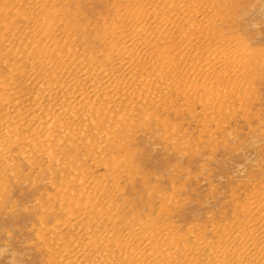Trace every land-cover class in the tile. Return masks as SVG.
<instances>
[{
    "label": "rangeland",
    "instance_id": "1",
    "mask_svg": "<svg viewBox=\"0 0 264 264\" xmlns=\"http://www.w3.org/2000/svg\"><path fill=\"white\" fill-rule=\"evenodd\" d=\"M31 1L23 0L24 3L22 4L20 3L22 0L20 2L18 0L5 2L3 7H8L12 12L8 15V17H12L7 18L9 23L13 22L16 30L17 28L21 29L24 26V16H31L40 24L44 23L43 20L46 19L51 24L55 23V25L62 26V28L64 26L61 33L64 34V38H67L64 41L65 43L68 42L69 37H71V47L74 48V53L78 49L79 53L77 52V55L79 57L76 54L75 56L79 60L85 58L86 50L88 51L87 56H94L103 52L107 42L102 45L94 37L104 32L107 36L111 33L107 29L112 28V26L116 27L118 24L116 23L117 13L121 14L123 11L130 9L133 11L137 9L138 12H153L156 10L164 18L167 15L171 17L173 14L176 16L172 15L171 19H177L181 17V15H178L179 13L183 14L182 17L185 14L180 6L185 4L193 10L199 8L195 9V12L201 11L196 15L198 18L199 16L202 19L210 18L213 20L214 18V25L211 30L206 29V32H202L200 29L191 30L190 26L185 23L181 28L183 29L181 36L172 39L167 35L166 39H169L166 40L164 37L161 41L166 42L165 44L158 43L159 50L161 47V51L167 49L165 52L173 53L176 45L180 42L182 43H180V51L182 50L183 54L189 52L187 50L190 49L195 51L201 48L207 51L208 49L211 51L212 49L217 51H223V49L230 51L233 49L230 51L231 70L228 74H225L220 67H215L210 71V80L208 78L200 79V77L197 78L198 80H194L195 77L190 76L188 72H184L189 71L190 67L182 65L183 67L176 71V76H178L177 78L182 82V85L177 84L170 91L171 85L168 80H171L170 82L174 80L172 74H170L167 80L164 77L163 80L157 78L156 81H153L152 88L160 89L157 90V97L156 92L154 95L144 96V100L139 101L140 104L136 101L137 108L133 107L136 105L135 103L130 105L131 107L127 105V109H129L127 110L123 100L113 104L114 107L111 108V113L117 117L115 122L118 126L115 123L111 126L105 124L101 127L102 129L99 127L100 133L96 127L89 130L92 131L91 133L86 132L87 129H83L81 132L83 136L75 133L77 136L72 134L68 138H64L60 132L56 131L55 136L57 138L52 143L54 146L52 157L48 152L42 153V151L36 150L37 147H34V144L24 153L12 144H7L8 147L13 146L10 147L11 149L9 148V151H7L6 145L0 147V150L4 149V151L1 150L3 153L0 156L3 157L2 155L5 154L6 157H0V264H53L56 261L53 260L55 259L52 257L53 252L45 246L44 241L39 237V233L42 232L43 226L49 229L56 222V219L63 220L65 218V214L60 213L58 210L59 197L66 195L71 199L73 196L76 198L83 188L89 191V194H91L89 197L93 198V201L97 198L96 201L99 200L98 203H102L103 208L109 206L108 203V206L106 205V200L110 201L114 208L117 207L115 210L120 215L119 219L122 221L120 226L124 227L123 231L125 233H128V229L133 228L136 230L140 227L144 228L143 230L148 234L154 230L156 243H160L159 247L164 246L163 251L168 248L166 251L168 255H171V258H176H173L171 260L173 262L170 261V264L184 262L188 259L189 254V259L194 258V261L199 264H214L211 251L217 252L218 248L215 250V245L210 246L209 243L214 240L217 241L218 237L226 238L225 234L217 236L215 231L219 227L224 228L226 225V227L231 228L242 221V207L249 202L248 200L260 195V193L262 194V187L264 188V0H173L174 5L165 4L162 2L163 0H57V3L54 2L55 0H50V5L48 0H41L40 10L37 8L40 0ZM192 3H195V5ZM191 4L193 6H190ZM56 7L55 10L57 11L53 13L52 11ZM169 8L170 11H168ZM202 9L204 12H202ZM19 11L21 12L18 13ZM42 11H44L45 16H49V12L56 15L52 16L50 13L49 18H44ZM41 12L43 18L38 15ZM61 12L63 13L61 14ZM21 13L23 15H20ZM24 13L29 14L25 15ZM201 32L204 34V38ZM205 33L208 34L205 35ZM190 35L192 36L190 37ZM194 35H196V38H194ZM27 36L28 42H32L34 45L36 42L39 45L41 44L37 37ZM186 36L188 37L186 38ZM16 37L17 35H10L11 40L16 39ZM44 37L46 36L44 35ZM44 37L41 36L43 39ZM109 37L111 38L110 35L107 38ZM83 41H86V43H83ZM145 41L150 43L148 38ZM65 43L58 52L53 51L51 48L52 53L61 57L64 55L67 58L70 47L68 45V48L65 49L67 47ZM75 44L78 45L75 46ZM205 45L208 49L204 47ZM242 45L244 46L243 49ZM63 46L65 47L62 48ZM154 46H149V53L155 51ZM3 47L4 45L0 46V52L4 51L5 48ZM90 48L94 49V55L91 54L93 50ZM63 49L64 52L61 51ZM45 50L51 52L50 47L46 48L45 46ZM243 51L244 53H242ZM234 52L236 55H234ZM206 55L208 56V54L199 56L196 61L198 63L202 62L203 59L207 58ZM7 56L1 59V62L4 61L2 64L0 62V85L5 83L4 80H9V73L10 80L14 78L11 75L15 74L12 68L16 59L12 57L13 55ZM24 62H21V64L19 62V64L24 66ZM147 71L154 73V70H149V68ZM184 74L185 78H183ZM212 74L214 75L212 76ZM178 80L175 79L174 81ZM130 82L133 89H137L138 86L140 87L138 89H141V85L135 80H130ZM19 83V88H17H23L24 85L22 84L27 83V80H20ZM192 83L193 86L199 88L195 91L196 93L193 92L195 96H191L195 88L191 86ZM42 84L47 85L44 81H42ZM160 84L163 85L160 86ZM180 86L181 90L179 91ZM163 87L166 89L164 88L162 91ZM160 91L162 92L159 93ZM3 92L6 93L3 87L0 86V94L4 95ZM187 98L194 100L190 99L189 102ZM144 101L145 103H143ZM120 102L123 105H120ZM205 104L208 105L204 106ZM119 106L120 108L122 106L123 109H120ZM123 110L129 112H126V114ZM123 112L125 113V119ZM122 119L126 122L121 123V121H124ZM139 119L141 122L138 123ZM82 125H86V122ZM109 128L114 130L110 131ZM24 133L26 132H22L21 135L26 136L27 133ZM107 133L113 136L110 138L111 135ZM76 139L79 143L82 140L80 144L84 143L85 148ZM87 141H90L88 142L89 147ZM69 143L73 144L70 146ZM109 146L112 147L109 148ZM92 149L93 152L95 150L93 154ZM5 151L7 152L5 153ZM98 152L101 153L98 154ZM38 154L39 156L43 155L39 157ZM59 163L60 165H58ZM99 163L101 164L98 165ZM78 171L83 172V174L81 172L77 173ZM114 172L117 173L111 174ZM104 177H108V179ZM74 180H76V183ZM77 181L81 182L82 185L78 184ZM85 181L87 184H83ZM93 182L98 184L95 183L94 185ZM82 186L85 187L81 189ZM62 188L70 191L67 190V194L62 195ZM108 188L109 190H107ZM74 193L76 194L73 195ZM97 193L100 195H97ZM102 194L103 196H101ZM41 203L45 204V207ZM49 205L51 206L49 207ZM162 229L164 231L168 230L164 232ZM157 235L162 239H157ZM197 236H199L198 239ZM174 238L176 239L174 243L176 245L173 244ZM216 241L213 243H216ZM155 246L158 245L155 244ZM171 253L175 255L173 256ZM206 259L211 262L208 263ZM157 261L158 259L154 258L148 263L155 264Z\"/></svg>",
    "mask_w": 264,
    "mask_h": 264
},
{
    "label": "bare ground",
    "instance_id": "2",
    "mask_svg": "<svg viewBox=\"0 0 264 264\" xmlns=\"http://www.w3.org/2000/svg\"><path fill=\"white\" fill-rule=\"evenodd\" d=\"M3 1H5V0H0V46L2 47L4 45L3 48H5L4 49L5 52L4 51L0 52V62H1V59L5 58L7 55H13L12 57L16 59L14 62L15 65L13 64V68L11 67L15 73L14 75L11 73L12 74L11 76H12V78L14 77L15 79L13 78L10 80V75H9L10 73H9L8 74L9 80L6 81L2 78V80L5 81V83L4 84L2 83L3 85L2 84L0 85L1 88L3 87V89L6 91V93L3 92L4 95L0 94L1 95V97H0V104H1L0 105V147H4L6 145L7 149H8L7 151H9L11 149L10 147L15 146V147H18L20 150H22L21 152L24 153L30 148L31 145L34 144L33 146L37 147L36 150H40V152L42 151V153L48 152V154L52 157L54 155V148H53L54 146L52 143L55 142V140H56L55 138H57V136H55L56 131L60 132V134L64 138H68L70 135L72 136V134L73 135L77 134V135L83 136V134H81L83 129H85V130L87 129L86 132H88L89 130L94 129L96 127V128H98V132H99V127L101 128L105 124H108L109 126H111V124L115 123L118 126V124L115 122L117 117H115V114L113 115L111 113V111L113 109L112 107H114L112 105L117 103L118 101L123 100L125 102L124 104L126 105V109H127L128 108L127 105L128 106L134 105L136 103V101L139 102V101L144 100V98H143L144 96H148V95L151 96V95H154L156 92V97H157V95H158L157 90H160V89L159 88L155 89L154 87L152 88V83H153V81H156L157 78L163 80V78L166 77V80H167V77L170 74H172V77L174 78V80L175 79L178 80V78H177L178 76H176V74H177L176 71L178 69H180V67H183L184 65H185V67L187 65L190 67L189 71L184 68L186 70L184 72H188L190 76L195 77L194 80H196L198 77H200V79L208 78L210 80V78H209L211 76L210 71H212L211 69H213L215 67H217V68L220 67L222 69L223 73H225V74H228L229 71L231 70V67H230V62H231L230 53L231 52L230 51L233 50L232 48H231L232 50H230V51H225L224 49H223V51H217V50H213V49L211 51L205 45L204 47L207 48L209 52L207 50H205L204 48H201V46H200L201 49H197L196 51L193 49H190V50H187L189 52H186L183 54L181 52L182 50L180 51V49H181L180 48L181 42H180L178 45H176L175 51L173 50V53H169L168 51L165 52L167 49L164 51H161V47L159 50V48H158L159 44L158 43H160L164 37L166 39L167 35H169L170 38H172V39H174V38L176 39V37L181 36V33L183 31V29H181V28H183L182 26L185 23H186V25L188 24V26H190L191 30L200 29L202 32H206L207 30H209V31L211 30V28L214 25V21H213L214 18H213V20H211L210 18L207 19L204 17H203L204 19H202L200 16L198 18V16H196V15L200 10H198V12H195V11L199 8H197V9L195 8L196 10L195 9L193 10V8L187 7L185 4H184L185 7L183 4H182L183 6L179 5L182 9V12L185 14L182 17L183 14L179 13L178 15L179 16L181 15V17H178L177 19H171V17L176 16L173 14H172L173 16L171 15V17H168V15H167L166 17H168V18H166V17L164 18L161 15V13L156 11V10L153 12L152 11L151 12H145L144 11L145 12L144 13L142 11L138 12L137 9H136L137 11L136 10L133 11L130 9L127 11H123V13H121V14L117 13L116 14V19H117L116 23H118V24L116 25V27L112 26V28L107 29L108 31L109 30L111 31V33L109 32L110 34L108 33L111 36V38L110 37L107 38L109 35L107 36V34L105 32L103 34H98V35H96V37H94L95 40L98 41L102 45H105L107 42L106 46L103 48L104 49L103 52L98 54V55H96V54L94 55L93 54L94 49H91V48H93V47H91L90 49L93 50L91 54H93L94 56H92V55L87 56L88 51L86 50L87 54H86V56L84 54L85 58H83L82 60H79V59H77V57H79L77 55V52L79 53L78 49H76L77 52L74 53V48L71 47V44H70L71 43V37H69L70 40H68V42L66 41V43H65V41H64L67 39V38H64V36H63L64 34H61L62 31L64 30L63 29L64 26L62 28V26L60 27L58 25H55V23L51 24L50 22H48L49 20L47 21L46 19L43 20L44 23H42L40 21L42 24H40L39 22H38L39 23L38 24L34 17L29 16L30 17L29 18V17L24 16V18H25V20L23 21L24 26L21 29L17 28V30H16V26L13 25V22L10 24L9 20L7 19V18L12 17V16L8 17V15H10L9 13L11 12L10 9H8V7H3V4L5 2H7V1L10 2L11 0H6L5 2H3ZM18 1L20 2L21 0H18ZM38 1H37V3H38ZM49 1L50 0H48V3H49ZM174 1L173 0H163L162 2L165 4L168 3L170 5V4H173ZM31 2H30V4H31ZM40 2H41V0L39 1L38 6L36 5L39 10H40ZM54 2L57 3V0H55ZM11 3H13V2H11ZM20 3L21 4L24 3L23 0ZM19 4H16V5H19ZM41 4H42V2H41ZM186 4L189 5V3H186ZM192 4L195 5V3H192ZM192 4L190 6H193ZM58 5L60 6V4H58ZM177 5H178V3H177ZM198 5H200V4L198 3ZM14 7H15V5H14ZM48 7H46V8H48ZM169 7H171V6H169ZM48 9H50V8H48ZM55 9H57V7L54 8V11H52L53 13L55 11H57ZM203 9H204V7H203ZM203 9H202V12H204ZM13 10H14V8H13ZM19 10H20V8H19ZM168 11H170V8ZM20 12L21 11H19L18 13H20ZM42 12H43V14H42ZM42 12L38 13V15L41 16V14H42L44 18L50 17L51 12H49V16H45L44 11H42ZM22 13L20 15H23ZM53 13H51L52 16H55L56 14L54 15ZM62 13L63 12H61V14ZM26 14H29V13H26ZM61 14H59V15H61ZM58 17L59 16L57 15V18ZM188 17H190V18H188ZM67 18H68V16H67ZM200 18L202 19V21H200L201 20ZM198 19H200V20H198ZM58 20H60V19H58ZM17 21H19V20H17ZM17 21H15V22L17 23ZM35 26H36V28H35ZM67 30H68V28H67ZM67 30H66V32H67ZM197 32L199 33L198 30H197ZM12 34H13V36L17 35L16 39L11 40L10 35H12ZM43 34L46 37H44ZM207 34L205 33V35H207ZM27 35H31L35 38L37 37L40 40L41 44L39 45V43L36 42L34 45V43L32 44V42L31 43L28 42L27 41V37H28ZM41 36L44 37V39L41 38ZM191 36L192 35H190V37ZM195 36L196 35H194V38H196ZM187 37L188 36H186V38ZM146 38H148L150 40V43H147V41H145ZM200 38H202V37H200ZM203 38H204V34H203ZM168 39H166V40H168ZM32 41H34V40H32ZM173 42H174V40H173ZM173 42H171V43H173ZM192 42H194V41H192ZM195 42H196V40H195ZM64 43L67 44V47L63 46L62 48L65 47V49H67L68 45L70 47L68 50L69 54H68L67 58H65L64 55H63V57H61L60 55H56L55 53H52L51 48L53 49V51L58 52L60 50L61 46L64 45ZM83 43H86V41L85 42L83 41ZM161 43H163V42H161ZM165 43H163V44H165ZM197 43H199V42H197ZM76 45H78V44H75V46ZM153 45H155L154 46L155 51L154 52L152 51L149 53L148 48H149V46H153ZM45 46H46V48L50 47L51 52L50 51L48 52L47 50H45ZM161 46H163V45H161ZM73 47H74V45H73ZM243 48H244V46L242 47V49ZM168 49H172V48H168ZM242 49H241V51H242ZM162 50H163V48H162ZM218 50H220V49H218ZM61 51L64 52V49ZM86 52H84V53H86ZM183 52H185V51L183 50ZM242 53H244V51ZM75 54L77 57L75 56ZM203 54L204 55L208 54V56L206 55L207 58L205 60L203 59L202 62L198 63L196 60L198 59L199 56H202ZM234 55H236L235 52H234ZM2 62H4V61H2ZM2 62H1V64H2ZM10 62H12V60H10ZM19 62H20V64H21V62H24L23 64H25L24 65L25 67L21 66L19 64ZM235 62H236V60H235ZM235 62H234V64H235ZM242 62H244V61H242ZM245 62H247V61H245ZM7 63H9V62H7ZM148 68H149V70H154V73L152 71H147ZM232 72H233V69H232ZM213 75L214 74H212V76ZM215 76H216V74H215ZM186 77H188V76H186ZM179 78H180V76H179ZM183 78H185V74H184ZM222 78H223V74H222ZM23 79H26L27 83L22 84V85H24L23 88L21 87L22 89L21 88L18 89L19 85H20L19 82H20V80H23ZM130 80L131 81L135 80V82H138V84L141 85V89H138V88H140L139 86L137 87L138 90L133 89V85L131 84ZM174 80H172V82H170L171 80H168L169 81L168 83L171 85L170 91L172 88L174 89L177 86V84L182 85L181 81H179V80L174 81ZM42 81L46 82L47 85H45V84L43 85ZM165 82H164V84H165ZM185 82H186V80H185ZM193 83H194V81H193ZM193 83L191 86H193ZM196 83H198V82H196ZM162 85L160 84V86H162ZM168 85H167V87H168ZM154 86L156 87V85H154ZM184 86L186 87V84ZM188 86H190V85L188 84ZM194 87L195 86H193V88ZM164 88L165 87H163L162 91L164 90ZM185 89H182V90H185ZM197 89H199V88L195 87L193 89L191 96L192 95L195 96L194 94L196 93L195 91ZM178 90L179 91L181 90V86ZM162 91H160L159 93H161ZM183 92H185V91H183ZM193 92H195V93L193 94ZM200 92H201V89H200ZM205 93H206V91H205ZM199 94H196V95L198 96ZM188 96H190V95H188ZM204 97H205V94H204ZM200 98H201V96H200ZM190 99H192V98H190ZM190 99L187 98V100H189V102H190ZM192 100H194V99H192ZM192 100H191V102H192ZM143 103H145V101ZM121 104L123 105V103L120 102V105ZM139 104H140V102H139ZM207 105L208 104H205L204 106H207ZM136 106H137V103L133 107L137 108ZM119 108H120V106H119ZM121 108H122V106H121ZM135 108H133V109H135ZM133 109H132V111H133ZM125 110H123V111H125ZM127 110H129V109H127ZM117 112H118V110H117ZM126 112H129V111H125V113ZM125 113L123 114V117H124ZM133 113L135 114V112H133ZM130 114H132V113H130ZM117 115H119V114H117ZM124 119H125V117H124ZM124 119H122V120H124ZM139 121H140V119L138 120V123H139ZM85 122H86L87 126L82 125ZM124 122H126V120L121 121V123H124ZM109 126H107V127H109ZM113 128L112 129L109 128V129H111L110 131H113L114 130ZM117 128H120V127H117ZM120 131L123 133L122 130H120ZM22 132H26L27 135L26 136L23 135L24 136L23 137L21 135ZM106 132H107V130H106ZM26 133H24V134H26ZM110 133H107V134L111 135V136L108 135L111 138L113 136L112 134H115V133H113V132H112V134H110ZM60 134H58V135H60ZM84 134L86 135V133H84ZM76 136H75V138H76ZM87 137H88V134H87ZM90 139H91V137H90ZM90 139H88V140H90ZM58 140H59V138H58ZM63 140H62V142H63ZM85 140H86V138H85ZM85 140H83V141H85ZM110 140H113V139H110ZM76 141L78 142L77 139H76ZM81 141H80V143H81ZM88 142H90V141H87L88 145L87 144H85V145H87L89 147ZM114 142H115V139H114ZM114 142H112V143L115 144L116 142L115 143ZM7 144H12L13 146L8 147ZM72 144L69 143L70 146ZM83 144H80V145H83ZM60 146H61V143H60ZM41 147H44V148H41ZM72 147H76V146H72ZM111 147L109 146V148H111ZM61 148H62V146H61ZM84 148H85V146H84ZM93 148L95 149V146ZM55 149H57V148H55ZM89 149H91V148H89ZM89 149H87V150L89 151ZM1 150L4 151V149H1ZM1 150H0V152H1ZM7 151H5V153ZM57 151H59V150H57ZM91 152L93 154L95 152V150L93 152V149H92ZM2 153L3 152H1L0 154H2ZM35 153L37 154V152H35ZM100 153L98 152V154H100ZM7 154H9V153H7ZM4 155H2L3 157H1V156L0 157L6 158ZM22 155L24 156V154H22ZM42 155H40V156L42 157ZM30 156H32V155H30ZM30 156H29V158H30ZM33 156H34V153H33ZM33 156H32V158H33ZM38 156H39V154H38ZM53 159H54V157H53ZM52 161H54V160H52ZM0 162H1V159H0ZM121 163H122V161H121ZM30 164H31V162H30ZM100 164L101 163H99L98 165H100ZM58 165H60V163ZM95 165H96V162H95ZM99 167H101V166H99ZM80 172L78 171L77 173H80ZM81 173L83 174V172H81ZM116 173L114 172L111 174H116ZM108 177H109V175H108ZM108 177L107 178L104 177V178L108 179ZM78 179H80V178H78ZM106 179H104V180L106 181ZM82 180L84 182V178ZM0 181H1V179H0ZM74 181L76 183V180H74ZM89 182H91V181H89ZM93 183L95 185V183H97V182H93ZM261 183H262V181H261ZM78 184L82 185L81 182H78ZM83 184H87L86 181ZM97 184H96V187L98 186ZM102 184H100V185L102 186ZM104 184H105V182H104ZM72 186H73V184H72ZM101 186H100V189H101ZM83 187H85V186H82L81 189ZM64 188H66V187H64ZM78 189H79V187H78ZM85 189L83 188L81 193L78 192V190L77 191L75 190L77 193H80L78 196H76V198H74V196H73L76 193H74L72 195L73 196L72 199L66 195L59 197L60 202H59V209L58 210L60 211V213L65 214V218L63 220H61L60 218H59V220L56 219V222L49 229L46 228L45 226H43V230L41 229L42 232L39 233L40 234L39 237L41 240L44 241L45 246L47 248H49L50 251L52 250V252H53V256L52 255L51 256L54 257L55 259L50 258V259L56 260L55 262L53 261L54 262L53 264H120V263L121 264H149L148 261H150L151 259H154V258L158 259V261L155 262V264H170V261L173 258H175V257L171 258V255H168V253L166 252L168 250V248H166L167 250H165V251L162 250V248L164 247L163 242H161V243H163L162 244L163 247H161V246L159 247L160 243L159 244L156 243V239H155L156 235H154V233H153L154 230H152L153 231L152 233L148 234L145 232V230H143L144 228L142 229V227H140V229H139L137 227L138 229H136V230H134L133 228L128 229V233H125L123 231L124 227L120 226V224H122V221H120V219H119L120 215L115 210V208H117V207L114 208V205H112V203L110 201L108 202L106 200V205L108 203L109 206L107 205L108 207L103 208V206L101 205L102 203L99 204L98 203L99 200L96 201L97 198L95 199V201H93L94 199L89 197L91 194H89V191H87ZM88 189H90V188L88 187ZM100 189H99V191H101ZM262 189H263L262 194L260 193V195H257L254 198L248 200L249 202L246 205H244V207H242L243 208L242 209L243 210L242 211L243 212L242 221L238 222V224L236 226L233 225V226H235V227L232 226L233 228L232 227L231 228L226 227L227 226L226 225L224 228L219 227L220 229L218 228V230L215 231V234L217 236H220L221 234H225L226 238L218 237L217 241L214 240V241H216V243H213L214 241H212V243H209L210 246L215 245V250H216V248H218L217 252H213L210 250L212 252L213 257H214V264H264V188L262 187ZM61 190L63 191L62 193L60 192L62 195L67 194V192L70 191L68 189L63 190V188ZM97 190H95V191H97ZM107 190H109V188ZM104 192H105V189H104ZM71 193H72V191H71ZM90 193H91V191H90ZM100 193H102V191ZM98 194L99 193H97V195ZM101 196H103V194ZM93 197H95V196H93ZM251 197H252V195H251ZM101 200H102V198H101ZM103 201H104V199H103ZM41 204L43 205V203H41ZM43 206L45 207V204ZM43 206H41V207H43ZM50 206L51 205H49V207ZM104 206H105V204H104ZM44 207H43V209H45ZM120 211H121V209H120ZM163 211H165V210H163ZM235 211H236V209H235ZM165 213H166V211H165ZM163 214H164V212H163ZM236 216H237V214H236ZM167 230H165V231L163 230V231L166 232ZM149 231H150V228H149ZM162 234H163V232H162ZM213 234H214V232H213ZM178 236H180V235H178ZM198 237L199 236H197L196 238L198 239ZM159 238H160V240L162 239V237L158 236L157 239H159ZM166 238L167 237L165 236V239ZM175 238H174L173 244L176 242ZM183 238H184V236H183ZM183 238H182V240H184ZM200 239H201V237H200ZM202 243H203V241L201 242V244ZM204 243L208 244L207 242H204ZM155 244L158 246H155ZM185 244H186V242H185ZM170 245H171V243H170ZM174 245H176V244H174ZM183 246L185 247V245H183ZM205 247H207V246L205 245ZM202 250H203V248H202ZM190 251H192V250H190ZM177 252H179V251H177ZM201 252H203V251H201ZM184 254H185V252H184ZM198 255H200V254H198ZM184 256L186 257V255H184ZM189 256H190V254H189ZM189 256H188V259H186L184 262H181L180 264H199L196 261H194V258L189 259ZM207 257H208V255H207ZM179 258H178V260H179ZM172 262L173 261H171V263ZM209 262H211V261L209 260L208 263ZM50 263H51V261H50Z\"/></svg>",
    "mask_w": 264,
    "mask_h": 264
}]
</instances>
